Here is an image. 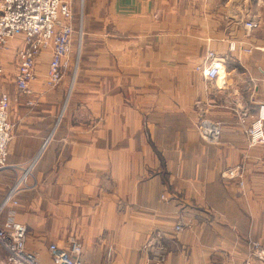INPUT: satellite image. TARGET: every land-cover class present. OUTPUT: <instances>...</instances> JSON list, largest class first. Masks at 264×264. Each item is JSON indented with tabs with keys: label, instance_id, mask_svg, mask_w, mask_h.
Here are the masks:
<instances>
[{
	"label": "crops",
	"instance_id": "crops-1",
	"mask_svg": "<svg viewBox=\"0 0 264 264\" xmlns=\"http://www.w3.org/2000/svg\"><path fill=\"white\" fill-rule=\"evenodd\" d=\"M211 1L83 0L70 94L65 77L60 93L45 90L49 48L29 93L15 92L14 69L7 160L36 168L15 207L2 206L15 177L0 170V224H24L27 249L44 263L49 243L70 235L83 264H149L152 244L167 247L165 264H244L250 242L264 249V146L245 134L264 106V52L241 50L263 46L264 35L244 34L227 0L221 14ZM8 44L22 46V36ZM208 50L220 59L211 80L196 70ZM202 120L218 126L216 139L203 136ZM235 165L242 186L221 176Z\"/></svg>",
	"mask_w": 264,
	"mask_h": 264
},
{
	"label": "built area",
	"instance_id": "built-area-1",
	"mask_svg": "<svg viewBox=\"0 0 264 264\" xmlns=\"http://www.w3.org/2000/svg\"><path fill=\"white\" fill-rule=\"evenodd\" d=\"M247 29L255 27L254 21H246ZM16 35L22 36L23 45L17 48V65L15 85L22 93H29V83L35 80L37 73V57L49 48L51 52L45 73V82L49 86L58 84L68 67V55L74 35L72 14L67 2L63 0H0V47ZM237 48L236 43L229 44L230 50ZM252 48L264 52V46H250L241 48L242 51L251 52ZM220 59L217 54L208 50L198 70L205 79L211 80L218 76ZM257 117L246 127L248 146H264V106ZM9 96L0 95V169L6 158L8 144L11 140L12 125L8 121ZM208 122L202 120L200 129L203 136L214 140L219 135V128L213 124L207 129ZM26 174V173H25ZM222 177L228 180H238L243 183V170L240 165L225 168ZM25 177L17 178L5 195L2 205L16 204L15 196L20 185L25 184ZM13 210H11L12 212ZM180 225H176V229ZM27 228L24 224L8 218L0 224V248L5 252L4 260L0 264H46L39 255L26 247ZM251 258L264 259V249L258 242H250ZM48 254L50 264H83L80 256L82 245L75 237L68 239L66 245L50 242ZM110 255V251L108 253ZM251 258L244 264H251Z\"/></svg>",
	"mask_w": 264,
	"mask_h": 264
},
{
	"label": "rangeland",
	"instance_id": "rangeland-1",
	"mask_svg": "<svg viewBox=\"0 0 264 264\" xmlns=\"http://www.w3.org/2000/svg\"><path fill=\"white\" fill-rule=\"evenodd\" d=\"M223 1L224 0H212L210 2L211 6L209 8L213 14H218V13L221 14V12L218 11V6ZM70 3H71V8H72V11L74 14V17H73L74 45L71 48L70 53L68 55V59H69L68 67L65 69L61 81L54 86L47 85L48 87H46L45 90L49 91V92L57 91L58 86L61 84L62 81H64V77H65L66 78L65 79V81H66V87H65L66 92H64V91H62V92L70 94L69 93L70 88L72 87V83L74 82V76L76 74L77 67H78V57H79V48L78 47H79V43H80L81 38H82V29H81L80 21H78V16H79V14H81V10L83 9L84 2H83V0H70ZM227 3H228V7H227V11H226L227 14H230V15H233L235 13L238 14L237 15L238 19L242 20V21H238V24H239L238 27H242L244 34H247L246 32H248L247 35H250V34L253 35L255 33H257L259 36L264 35V0H227ZM247 19H250L251 21L256 22L257 25L251 29H247L244 25V24H246L245 20H247ZM247 21H249V20H247ZM22 45H23V43H22ZM7 46L9 47L8 42L4 46L0 47V72H2V69H3V72L1 73V77L3 78V82H2V90H0V95L2 93H6L9 96L11 90H13V85L11 82L12 73L14 72V69L16 71V65H17L18 60H17V48H8ZM263 46H264V44H263ZM252 49H256V48H252ZM50 56H51V54H50ZM37 73H38V75L40 74L38 71H37ZM45 73H46V70H45ZM15 74H16V72H15ZM15 74L13 76V81L15 79ZM44 77H45V74H44ZM13 83H14L15 92L18 95L24 94L17 89L15 82H13ZM70 85H71V87H70ZM58 92L60 93V91H57V93ZM14 98L15 97L10 98V96H9V108H8V112H7V117L10 116V114L13 110V104H14V100H15ZM30 103L31 102H29V104ZM261 108H263V107L261 106L259 108L258 113H259ZM258 113H257V115H258ZM257 115H256V117H257ZM254 119H255V117H254ZM8 121H9V117H8ZM9 123L12 125V132H11V136H12L14 126H13V123H11L10 121H9ZM246 138H247V136H246ZM257 146H261V145H257ZM7 155H8V149H7L5 161L3 163L5 166L0 169V170L8 169L7 170L8 172H7V175L4 174L2 177H15V179L12 182V184L10 185V187L17 180V178L25 177V180H26L25 184L20 185L19 191L15 196L16 204L13 205L15 207L18 205V199H17L18 194L27 188V185H28L27 179H31L35 175L34 171L36 168V165H35L36 160H33L32 162H29V163H27L28 162L27 161L24 164L23 163H9L7 160ZM240 166L242 167V170H243V166L242 165H240ZM226 180H228V179H226ZM231 181H236L239 186H242L244 184V170H243V175H242L243 183L241 185L239 184L238 180H231ZM10 187L8 188L7 192L9 191ZM7 192H6V194H7ZM2 206H4V205H2ZM5 206H7V205H5ZM178 225H180V224H178ZM175 229H176V227H175ZM179 229L180 228H178L176 230H179ZM71 237H74V236L73 235L68 236L67 241ZM81 245H82V243H81ZM150 248L155 249L158 261L151 262L149 264H165L164 260H165V257L167 256V253H168V251L165 248H167V247H165L164 245H161V244H157V248H156V245L152 244V246H150ZM4 255H5V252H4ZM2 260H4V258L1 259L0 261H2Z\"/></svg>",
	"mask_w": 264,
	"mask_h": 264
}]
</instances>
